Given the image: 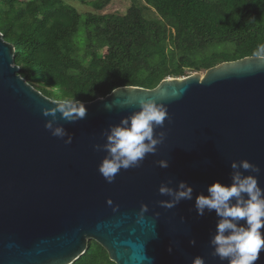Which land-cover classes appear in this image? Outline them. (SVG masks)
Listing matches in <instances>:
<instances>
[{
    "label": "water",
    "instance_id": "95a60500",
    "mask_svg": "<svg viewBox=\"0 0 264 264\" xmlns=\"http://www.w3.org/2000/svg\"><path fill=\"white\" fill-rule=\"evenodd\" d=\"M14 54L0 34V264H73L90 241L114 264H191L196 256L227 264L210 255L215 212L198 216L194 201L213 181L231 182L233 161L256 165L258 175L243 174L256 175L264 189V59L223 62L203 74L166 78L154 89L117 88L84 103L86 116L74 123L57 113L72 135L65 144L67 137L44 127L51 117L41 109L54 101L19 75ZM160 92L167 98H158ZM140 97L166 104L169 119L155 129L164 140L139 168L122 169L107 183L98 172L106 153L93 145L105 143L109 125L139 110ZM158 160L169 166L160 168ZM168 180L174 189L187 182L193 199L161 207L169 197L158 188ZM141 204L148 209L142 218ZM259 255L254 264H264V250Z\"/></svg>",
    "mask_w": 264,
    "mask_h": 264
},
{
    "label": "trees",
    "instance_id": "16d2710c",
    "mask_svg": "<svg viewBox=\"0 0 264 264\" xmlns=\"http://www.w3.org/2000/svg\"><path fill=\"white\" fill-rule=\"evenodd\" d=\"M141 1L157 19L138 5L122 16L80 15L62 0H0V34L14 46L19 75L36 90L53 101L74 95L83 103L256 57L264 43V0ZM73 264L114 263L90 241Z\"/></svg>",
    "mask_w": 264,
    "mask_h": 264
},
{
    "label": "clouds",
    "instance_id": "9594fccd",
    "mask_svg": "<svg viewBox=\"0 0 264 264\" xmlns=\"http://www.w3.org/2000/svg\"><path fill=\"white\" fill-rule=\"evenodd\" d=\"M253 55L264 59V43L257 46ZM167 96V92H160L158 98ZM171 96L177 98L178 94L173 91ZM52 104L54 107L41 109L44 117H51L44 127L54 137H67L64 143L70 144L72 135L58 124L57 113L59 119L74 123L86 116L85 104L75 99L74 95H61ZM136 106L138 111L122 118L117 125H109L102 132L105 143L93 145L94 150L106 153L98 165V172L107 183H112L122 169L139 168L146 156L155 154L157 146L164 140L165 133L156 132L155 129L163 128L164 121L169 119L166 104L157 103L156 99L150 97H140L136 100ZM155 163L160 168L169 166L165 160ZM230 168L231 182L225 185L213 181L206 188L207 195H196L194 207L198 216H203L206 211H214L218 218L215 234L209 240V246L213 249L210 255L222 262L227 260V264H254L264 250V233L261 232L264 228V189L259 187L256 175H244L243 172L258 175L260 169L247 160L239 163L233 161ZM171 183V180L162 182L158 188L160 195L169 197V200L159 202L161 207L171 209L182 200L193 199V188L187 182L179 181L175 189L168 186ZM106 203L111 206L113 202L108 199ZM113 211H117V207H113ZM147 211V206L141 204L140 218ZM189 243L195 245V240ZM168 251L172 249L169 247ZM191 264H205V261L203 257L196 256Z\"/></svg>",
    "mask_w": 264,
    "mask_h": 264
},
{
    "label": "rangeland",
    "instance_id": "374dc122",
    "mask_svg": "<svg viewBox=\"0 0 264 264\" xmlns=\"http://www.w3.org/2000/svg\"><path fill=\"white\" fill-rule=\"evenodd\" d=\"M104 0H62V3L66 6L74 8L80 15L87 14H114V15H125L127 10L132 5H138L142 8L143 14L148 19H157L156 13L152 9L145 8L144 2L141 0H109V2L105 5L101 10H96L93 7V3ZM23 2V1H22ZM102 55L106 54L105 50L100 52ZM199 73H204V71H200ZM193 74V73H192ZM191 75V74H190Z\"/></svg>",
    "mask_w": 264,
    "mask_h": 264
}]
</instances>
